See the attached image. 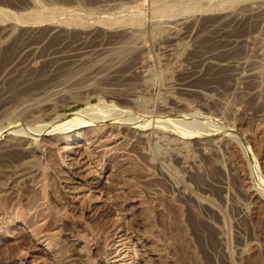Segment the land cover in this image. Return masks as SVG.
I'll return each mask as SVG.
<instances>
[{"label": "rangeland", "instance_id": "obj_1", "mask_svg": "<svg viewBox=\"0 0 264 264\" xmlns=\"http://www.w3.org/2000/svg\"><path fill=\"white\" fill-rule=\"evenodd\" d=\"M195 1L0 0V221L47 215L49 231L62 211L90 241L106 231L111 255L128 237L134 264H264V0ZM103 122L108 154L90 129ZM71 125L87 141L67 157L46 135ZM13 230L0 264L27 250L53 264L58 249Z\"/></svg>", "mask_w": 264, "mask_h": 264}, {"label": "bare ground", "instance_id": "obj_2", "mask_svg": "<svg viewBox=\"0 0 264 264\" xmlns=\"http://www.w3.org/2000/svg\"><path fill=\"white\" fill-rule=\"evenodd\" d=\"M195 1V0H194ZM197 1V0H196ZM195 1V3H196ZM168 3V2H167ZM171 3L173 4V1H171ZM194 3V4H195ZM170 4V3H168ZM171 4V5H172ZM177 4H175L173 6L176 7ZM191 5V4H190ZM40 6V5H39ZM164 11L167 10L166 12L169 13V10L171 9L170 8V5H165L167 7H165L164 5H162ZM181 6V5H180ZM183 6V5H182ZM192 6V5H191ZM165 7V8H164ZM178 7V5H177ZM176 7V8H177ZM186 7V6H185ZM53 8V7H52ZM172 8V9H173ZM176 8H174L176 10ZM188 8V7H186ZM59 9V8H58ZM161 8H159V10H161L160 12H162ZM174 9L172 11H174ZM185 9V8H183ZM123 10V9H122ZM163 11V13H164ZM172 11H170L172 13ZM53 13V10L51 11H46V12H40V11H36V10H33V11H30L29 14H26V15H22L21 17L26 20V19H32V20H44V18L46 19L47 17H51V15ZM55 13V11H54ZM3 11L0 9V18L3 17ZM7 15H9L8 13H6ZM167 14V13H165ZM56 15V14H55ZM136 16V15H135ZM20 17V18H21ZM71 17V16H70ZM21 18V19H22ZM3 19V18H2ZM48 19V18H47ZM132 19V18H130ZM110 20V19H109ZM140 20V19H139ZM28 21V20H27ZM30 21V20H29ZM66 21V19H65ZM69 21V20H68ZM105 21V20H104ZM111 21V20H110ZM123 21V20H122ZM135 20H132L131 22H133ZM67 22V21H66ZM78 22V21H77ZM106 22V21H105ZM112 22V21H111ZM120 22V20H119ZM138 23V22H137ZM71 124V123H70ZM73 124V123H72ZM78 124V122L76 123ZM80 125V124H78ZM88 125V124H87ZM87 125H82V126H87ZM72 126V125H71ZM70 128V126H68ZM91 130L93 132L96 133V144L97 146H99L100 150L104 153H107L110 152L112 150L113 152V148L114 146H116L115 144H117V137H113V134H112V127L111 125H109L108 123H104L103 124H96V125H92L90 126ZM82 128V127H81ZM66 131H62L59 132V133H48L46 136L48 138V140H51V141H55L57 143V149L60 151V154H63L65 156H69V154L72 153V148L74 149L75 148H82L84 150L85 147V143L86 141H84V131L86 128L84 129H80V127H77L75 126L73 128L72 126V129L70 128V130L64 128ZM89 129V128H88ZM52 131V129L50 130ZM55 132V131H54ZM58 132V131H57ZM124 132V131H123ZM89 133V131H88ZM94 133V134H95ZM117 134V133H116ZM123 136V135H122ZM258 148V151L261 150V144H257L256 146ZM81 149V150H82ZM33 154H34V151H32ZM75 152V151H74ZM73 152V153H74ZM101 153V152H100ZM111 153V152H110ZM127 153V152H126ZM181 153V152H180ZM123 155V154H122ZM65 158V157H64ZM59 159V158H58ZM60 161V160H59ZM130 164V163H129ZM257 165V164H256ZM89 166V165H88ZM91 166V165H90ZM126 166V165H125ZM259 166V165H258ZM258 166H257V170L256 171H261V169H258ZM30 167V166H29ZM82 167V170L83 172H86L87 175H89V177L91 178L93 176H95L94 178H97L98 180L102 178V175L101 173L97 172L96 169H91L89 167ZM32 168V167H31ZM93 168H96L93 167ZM98 168V167H97ZM27 169V168H26ZM29 169V168H28ZM37 169V168H36ZM262 169H264V167H262ZM40 170V169H39ZM45 171V170H44ZM37 172V170H36ZM79 172V171H78ZM132 172V171H131ZM25 173V172H24ZM31 173V172H30ZM33 173V172H32ZM39 173V172H38ZM42 173V172H41ZM44 173V172H43ZM27 174V172H26ZM40 174V173H39ZM31 175V174H30ZM22 176V175H21ZM25 176V175H24ZM23 176V177H24ZM32 176V175H31ZM30 176V177H31ZM37 176V175H36ZM85 174L83 175L82 173L79 174L76 176V184H80V181H82L83 179H85ZM27 178V177H26ZM43 180V179H42ZM22 181V180H21ZM31 181V180H30ZM32 182V181H31ZM74 183V182H73ZM72 183V184H73ZM75 183L73 185L70 186V190H69V194H71V199L72 200H76V201H84L85 200V203L86 201H89L91 200L90 198V195H89V192L90 190H92L90 187L88 188V186H80V185H75ZM31 185V184H30ZM33 185V184H32ZM40 185V184H39ZM4 186V185H3ZM13 186V185H12ZM42 186V184H41ZM44 186V185H43ZM90 186V185H89ZM30 187V186H29ZM33 187V186H32ZM12 188V187H11ZM2 190V189H1ZM5 190V189H4ZM6 191V190H5ZM93 191V190H92ZM7 192V191H6ZM4 193V192H3ZM41 193V192H40ZM123 193V192H122ZM255 196V195H254ZM45 199V198H44ZM88 199V200H87ZM0 200H2L0 198ZM7 200V199H6ZM154 200V199H153ZM158 200V199H157ZM256 200H258V198L256 197ZM17 201V200H16ZM156 201V200H155ZM154 201V202H155ZM30 202V201H28ZM27 202V203H28ZM81 202V203H82ZM158 202V201H157ZM3 201L0 202V208L2 207L3 205ZM25 203V204H27ZM34 203V202H32ZM60 203V202H59ZM80 202L78 204H81ZM83 203V204H85ZM89 203V202H88ZM24 204V205H25ZM39 204V202L37 203ZM45 204H47V202H40V206L38 205L39 207V212H46V211H49L48 209H46L48 207L45 206ZM22 206L21 205V208H19V210H22ZM26 206V205H25ZM4 207V206H3ZM6 207V206H5ZM31 205L29 203V205H27V207H25L24 210H26L28 212V209H30ZM28 208V209H26ZM33 208V207H32ZM31 208V209H32ZM50 208V207H49ZM51 208H54V207H51ZM35 209V208H33ZM45 209V210H44ZM18 210V209H17ZM15 210V211H17ZM14 211V210H13ZM31 211V210H29ZM7 212V211H6ZM21 212V211H19ZM25 211H22L21 214L18 213H15V216H13V218L11 219H4L2 218V221H0V232L3 231V232H6V234L8 232H11V234H14L12 233L13 231L15 232V230L13 229H16L21 227V226H26V229H28L29 231V234H30V237H31V242H32V245H34L35 247L37 248H44L45 250L43 251H50V252H53L54 249H58V253L55 256L54 260L53 261V264H134V262L136 261L135 260V255L133 256L134 258H131L132 255L130 256V251L134 250V244L129 240V238L127 237L126 239L122 240L121 242H118V243H115L114 244V253H116L115 255H111V251L109 249V247H107L106 245V235L105 232L103 233V231L101 233H97L96 237L93 239V241H90L92 240L89 236L91 234L90 231V227L89 225L84 222L82 219H76V218H68L64 215V213L62 214V211L60 213H58V218H57V221H55V225L53 223V227L51 229H49V231H43V228L46 226L44 224H46L47 222V219H48V216H43L42 217V220H40L38 223H36L37 220H35V222L33 221V224L39 226H35V225H32V224H29V225H26V221H27V218L24 216V213ZM35 212V211H34ZM36 213H38L36 211ZM48 213V212H47ZM67 213V212H66ZM6 214V213H5ZM27 214V213H26ZM29 214V213H28ZM32 214V212L30 213ZM29 214V215H30ZM42 215H44V213H40ZM53 214V213H52ZM56 214H57V211H56ZM55 215V214H54ZM68 215V214H67ZM27 216V215H26ZM39 216V214L37 215V217ZM4 217V216H3ZM10 217V216H9ZM29 217V216H28ZM36 217V215H35ZM41 216L38 217V219H40ZM47 217V218H46ZM56 217V216H54ZM77 217V216H76ZM30 218H32L30 216ZM46 218V219H45ZM53 218V217H52ZM51 218V219H52ZM82 218V217H81ZM260 219H262V221H264V213H262L260 216H259ZM29 219V218H28ZM35 219V218H34ZM33 219V220H34ZM37 219V218H36ZM56 219V218H55ZM121 219V218H120ZM118 219V220H120ZM150 219V218H149ZM32 220V219H31ZM54 220V218H53ZM116 220V219H115ZM14 221V222H13ZM16 221V222H15ZM30 221V220H28ZM32 222V221H30ZM53 222V221H52ZM122 223V222H121ZM52 223H50L51 225ZM120 225V223H118ZM155 224V223H154ZM150 225V224H149ZM14 226V227H13ZM43 226V227H42ZM152 226V225H151ZM150 228V227H149ZM47 229V228H46ZM45 230V229H44ZM119 231V230H118ZM150 231V230H149ZM90 234H89V233ZM127 232V231H126ZM151 232V231H150ZM5 234V235H6ZM9 234V233H8ZM125 234V233H124ZM4 235V234H2ZM89 235V236H88ZM94 235V234H93ZM119 237L122 236V234H118ZM134 235V234H133ZM119 237L117 239H119ZM124 238V237H123ZM150 238V237H149ZM120 240V239H119ZM134 241V240H133ZM140 241V240H138ZM262 242V241H261ZM113 243V242H112ZM136 243V242H135ZM260 245V244H259ZM67 247L66 250H63L61 251V248L64 249L63 247ZM136 246V244H135ZM33 247V246H32ZM260 247V246H259ZM258 247V248H259ZM36 248V250H37ZM254 250H256V253L259 252L258 248H257V244H252V247H250ZM34 249V248H33ZM60 249V250H59ZM138 249V248H137ZM39 250V249H38ZM61 251V252H59ZM113 252V251H112ZM133 252V251H132ZM113 253V254H114ZM135 253V252H134ZM19 254H23V255H18L16 258H12L10 261H9V264H35L36 263V256L35 255H32L28 250L27 251H24V253L21 251ZM133 254V253H131ZM255 254V253H254ZM258 254V253H257ZM14 255V254H13ZM51 255V253H50ZM52 255V256H53ZM137 257V256H136ZM254 257V256H253ZM256 257V256H255ZM254 257V258H255ZM10 258V257H9ZM261 258V257H260ZM43 259V257H42ZM45 259V258H44ZM52 263V262H51ZM254 263V262H253Z\"/></svg>", "mask_w": 264, "mask_h": 264}]
</instances>
